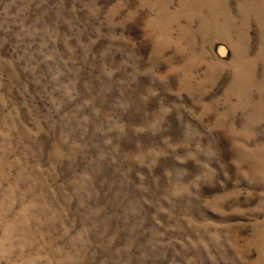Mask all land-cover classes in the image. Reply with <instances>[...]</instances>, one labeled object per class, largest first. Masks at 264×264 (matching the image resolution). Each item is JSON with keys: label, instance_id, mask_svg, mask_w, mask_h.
I'll return each instance as SVG.
<instances>
[{"label": "rangeland", "instance_id": "rangeland-1", "mask_svg": "<svg viewBox=\"0 0 264 264\" xmlns=\"http://www.w3.org/2000/svg\"><path fill=\"white\" fill-rule=\"evenodd\" d=\"M0 264H264V0H0Z\"/></svg>", "mask_w": 264, "mask_h": 264}]
</instances>
